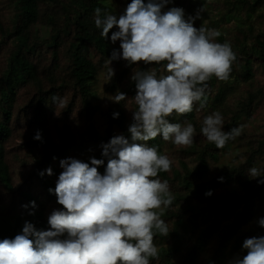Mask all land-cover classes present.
<instances>
[{
  "label": "trees",
  "instance_id": "trees-1",
  "mask_svg": "<svg viewBox=\"0 0 264 264\" xmlns=\"http://www.w3.org/2000/svg\"><path fill=\"white\" fill-rule=\"evenodd\" d=\"M130 2L0 0V240L14 238L25 220L37 230L49 229V214L62 207L48 191L62 171L60 160L100 159L102 143L116 134L130 137L127 127L137 108L130 77L150 68L162 74L161 66L113 61L115 76L101 90L106 101L96 99L94 87L107 76L112 50L119 49V41L113 45L100 35L94 10L118 17ZM167 7L183 8L185 18L199 12L194 26L215 30V41L230 42L237 59L227 81L208 82L203 109L197 102L192 112L169 117L194 125L192 145L177 146L159 136L148 142L174 161L158 178L168 181L175 197L161 217L170 233L154 238L160 258L150 264H227L244 254L246 238L264 236L257 223L264 217V184L248 176L252 167L264 169V0H173ZM117 90L128 98L112 102ZM53 96L62 103H54ZM216 111L224 131L242 129L222 149L201 133L203 118ZM37 130L43 142L33 139ZM106 164L98 168L101 174ZM208 190L211 196H205ZM31 201L35 215L28 214Z\"/></svg>",
  "mask_w": 264,
  "mask_h": 264
},
{
  "label": "clouds",
  "instance_id": "clouds-1",
  "mask_svg": "<svg viewBox=\"0 0 264 264\" xmlns=\"http://www.w3.org/2000/svg\"><path fill=\"white\" fill-rule=\"evenodd\" d=\"M173 0H131L117 15L94 10V23L100 35L115 45L105 62L107 78L115 76L113 61L124 60L128 66L159 65L147 71H133V98L137 108L131 111L127 127L130 137L113 135L102 143L101 158L89 156L88 162L68 157L60 160L62 169L49 193L56 196L48 216V230H37L25 220L14 238L0 240V264H150L159 260L157 234L168 236L167 222L161 217L175 200L161 172L172 170L174 161L161 154L149 141L162 137L177 146L194 143L196 129L190 121L172 123L173 114L183 116L207 104L208 82L212 77L227 81L237 59L230 42L215 41V30L194 26L196 16L185 18L181 7H167ZM166 9V10H165ZM117 29L112 31L113 29ZM111 36L109 37V33ZM117 90L112 102L126 100ZM53 102L62 103L59 96ZM126 107V106H125ZM127 108V107H126ZM119 112L112 118L118 119ZM219 111L203 118L201 133L217 149L241 135L240 127L223 130ZM33 139L43 142L37 130ZM91 151V150H90ZM55 159V158H54ZM103 174L98 168L105 164ZM53 175L51 168L45 170ZM41 176L44 172L40 173ZM250 179L264 184V169H249ZM219 180L222 182L223 177ZM208 190L205 196H211ZM35 215V201L29 202ZM29 204L22 205L28 208ZM264 228V217L257 220ZM242 253L227 264H264V236L246 238Z\"/></svg>",
  "mask_w": 264,
  "mask_h": 264
},
{
  "label": "rangeland",
  "instance_id": "rangeland-1",
  "mask_svg": "<svg viewBox=\"0 0 264 264\" xmlns=\"http://www.w3.org/2000/svg\"><path fill=\"white\" fill-rule=\"evenodd\" d=\"M101 75V74H100ZM108 80V78H107V76H100L99 77V80H98V82L95 84V89H96V91L98 92V97L96 98V99H99V98H101V99H103L104 101H106L107 100V98H108V95H107V93L104 91V92H102L101 90H102V86L106 83V81ZM225 160V159H224ZM226 161V160H225ZM216 166H217V164H216ZM264 197V196H263ZM264 199V198H263Z\"/></svg>",
  "mask_w": 264,
  "mask_h": 264
}]
</instances>
